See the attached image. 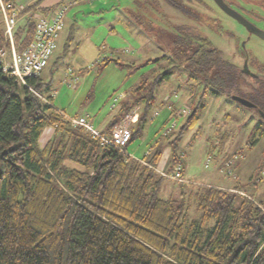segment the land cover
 <instances>
[{
	"label": "trees",
	"instance_id": "trees-1",
	"mask_svg": "<svg viewBox=\"0 0 264 264\" xmlns=\"http://www.w3.org/2000/svg\"><path fill=\"white\" fill-rule=\"evenodd\" d=\"M2 1L11 5L10 13L18 12L13 39L22 54L35 39L38 15L50 17L62 3L69 4V10L81 0H59L41 10L37 8L43 0ZM148 1L153 11L159 7L157 0H143L141 7H148ZM165 1L181 13L200 17L179 0ZM2 9L0 0V264H264V200L257 203L214 184L186 183H179L178 195L164 198L161 191L168 177L157 171L164 147L151 158L127 152L159 114L153 109L157 90L175 72L200 82L201 98L223 94L231 99L238 94L253 101L260 123L248 143L255 146L264 136V116L257 110L264 111V66L255 57L246 68L244 58L239 63L225 57L198 22L180 24L168 52L148 60L177 63L166 64L151 82L143 79L119 105L116 101L122 97L116 95L112 107L117 111L108 127L100 129L111 134L127 112L140 105L124 150L103 145L99 136L67 121L53 102L55 83L43 81L41 72L20 83L3 70L2 65L11 63L13 46ZM101 62L121 64L114 56ZM172 103L165 125L189 112ZM203 109L196 105L175 138L168 139L173 144L168 171L182 160L179 140L202 123ZM47 128L53 135L43 145Z\"/></svg>",
	"mask_w": 264,
	"mask_h": 264
},
{
	"label": "rangeland",
	"instance_id": "rangeland-1",
	"mask_svg": "<svg viewBox=\"0 0 264 264\" xmlns=\"http://www.w3.org/2000/svg\"><path fill=\"white\" fill-rule=\"evenodd\" d=\"M141 1L81 0L70 7L58 47L41 71L43 81L55 83V106L73 116H88L98 129L108 127L117 111L112 107L116 95L122 97L116 101L119 105L143 79L151 82L166 69V64L177 63L172 59H161L157 63L148 60L168 52L176 28L185 22H198L225 57L239 63L243 58L250 63L255 57L259 66H264V38L250 32L215 0H179L200 17L181 13L165 0H157L159 7H155V11L149 1L145 3L148 7L142 8ZM227 1L264 29V0ZM72 25L76 27L74 30ZM108 56L120 58L121 64L112 62L105 66L101 59ZM252 83L255 82L251 80ZM203 89L200 82L188 81L179 72L167 78L157 90L153 108L159 114L149 121L144 135L129 144V152L136 158H151L163 146L162 161L160 159L157 168L173 173L179 165L185 167L184 182L169 177L165 180L161 191L164 198L178 195L179 183L214 184L236 190L259 203L264 200V136L255 146L248 143L253 129L260 123L259 114L223 94L201 98ZM172 102L189 112L165 125ZM198 104L204 107L203 121L179 140L182 160L168 171L173 148L169 140L175 138L178 126ZM140 108L139 105L128 111L122 122L130 125L137 119ZM197 129L198 135L193 138ZM52 135L53 129H47L41 137L42 144ZM67 165L73 164L68 161ZM236 186L243 190L239 191ZM192 208L195 210L194 206Z\"/></svg>",
	"mask_w": 264,
	"mask_h": 264
},
{
	"label": "built area",
	"instance_id": "built-area-1",
	"mask_svg": "<svg viewBox=\"0 0 264 264\" xmlns=\"http://www.w3.org/2000/svg\"><path fill=\"white\" fill-rule=\"evenodd\" d=\"M1 3L5 16V32L10 38L13 46L11 63L2 65V68L7 74L14 75L18 82L26 83V76L38 75L48 64L50 56L57 47V38L65 25V16L69 8V4H63L60 7L54 8L50 17L41 15L38 16L35 39L29 44L22 54H19L16 52L13 39V31L17 23L18 12L14 10L10 13L8 9L11 5H4L2 0ZM55 108L73 125L84 126L91 133L99 136L103 145H115L124 149V146L132 136V129L128 123L122 122L112 130L111 134H103L102 131L96 128L89 120L88 116H73L63 108H58L57 106H55ZM158 113L159 111H156V114ZM127 117L129 118V115ZM127 152L131 154L129 151ZM157 170L167 177L178 181H184V177L181 173V165H179L173 173H167L159 168H157Z\"/></svg>",
	"mask_w": 264,
	"mask_h": 264
},
{
	"label": "water",
	"instance_id": "water-1",
	"mask_svg": "<svg viewBox=\"0 0 264 264\" xmlns=\"http://www.w3.org/2000/svg\"><path fill=\"white\" fill-rule=\"evenodd\" d=\"M215 2L219 5L221 9H223L226 13L233 16L237 20H239L242 24H244L250 32H254L258 36L264 38V29L260 28L257 24H255L253 21H251L248 17H246L242 12L237 10L236 8L232 7L229 3H227L225 0H215ZM245 67L248 68L247 60H245ZM232 98L239 103L243 104L247 107H256V104L248 99L245 96H241L238 94H234ZM259 112L262 116H264V111L259 109Z\"/></svg>",
	"mask_w": 264,
	"mask_h": 264
},
{
	"label": "crops",
	"instance_id": "crops-1",
	"mask_svg": "<svg viewBox=\"0 0 264 264\" xmlns=\"http://www.w3.org/2000/svg\"><path fill=\"white\" fill-rule=\"evenodd\" d=\"M20 1H22V2H25L26 4L27 3H31V1H33V0H20ZM59 0H43L42 2H41V4L39 5V9L41 10V8H46V7H50L51 5H55L57 2H58ZM42 11H44V10H42ZM45 12V11H44ZM93 123V122H92ZM94 124V123H93ZM47 129H50V128H47ZM46 129V130H47ZM46 130L44 131V133L46 132ZM101 130H104V128L103 129H101ZM44 133H43V135H44ZM161 161H162V159H161ZM160 164V163H159Z\"/></svg>",
	"mask_w": 264,
	"mask_h": 264
},
{
	"label": "flooded vegetation",
	"instance_id": "flooded-vegetation-1",
	"mask_svg": "<svg viewBox=\"0 0 264 264\" xmlns=\"http://www.w3.org/2000/svg\"><path fill=\"white\" fill-rule=\"evenodd\" d=\"M227 3H229L227 0H225ZM230 4V3H229ZM231 5V4H230ZM219 6V5H218ZM232 6V5H231ZM233 7V6H232ZM223 10V9H222ZM240 11V10H239ZM241 12V11H240ZM244 14V13H243ZM245 15V14H244ZM246 16V15H245ZM247 17V16H246ZM254 35H257V34H255L254 32H252ZM247 63L249 64V60H247ZM257 110H259L258 109V107H257Z\"/></svg>",
	"mask_w": 264,
	"mask_h": 264
},
{
	"label": "bare ground",
	"instance_id": "bare-ground-1",
	"mask_svg": "<svg viewBox=\"0 0 264 264\" xmlns=\"http://www.w3.org/2000/svg\"><path fill=\"white\" fill-rule=\"evenodd\" d=\"M62 4H67V3H62ZM62 4H61V5H62ZM72 5H73V4H72ZM2 10H3V9H2ZM3 15H4V13H3ZM38 16H39V15H38ZM5 33H6V32H5Z\"/></svg>",
	"mask_w": 264,
	"mask_h": 264
}]
</instances>
